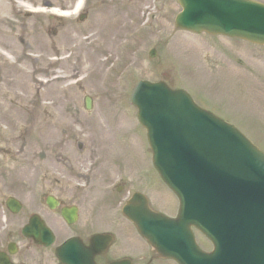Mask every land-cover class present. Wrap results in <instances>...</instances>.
I'll return each mask as SVG.
<instances>
[{
  "label": "rangeland",
  "instance_id": "rangeland-1",
  "mask_svg": "<svg viewBox=\"0 0 264 264\" xmlns=\"http://www.w3.org/2000/svg\"><path fill=\"white\" fill-rule=\"evenodd\" d=\"M75 2L0 0V85L7 92L23 90L18 81L10 83L17 74L7 63L26 71L22 79L18 77L20 84L30 86V79L36 80V88L40 84L39 89L30 90L27 104L9 103L13 109L7 111L8 117L0 107V172L6 177L9 195H16L25 183L40 188L56 183L58 174L65 173L64 162H70L72 195L93 191L105 197L123 174L125 157L116 154L123 149L135 164L122 198L134 191L135 178L136 190L148 196L154 208L174 214L176 197L153 168L146 132L131 102L133 89L143 80H164L172 88L189 91L198 105L237 126L264 151V47L177 31L175 19L181 7L176 0H89L83 23L73 17L50 20L49 11H71ZM28 8L42 12L28 15ZM112 46L123 50L109 53ZM153 50L157 51L154 59L149 58ZM110 54L108 77L82 83L85 63ZM58 79L46 100L39 99L47 83ZM85 96L94 101L90 113L84 109ZM41 103L54 105L42 109ZM105 110L116 122L122 118L129 122L120 139H104L111 122L106 121ZM35 119L52 122L43 141L33 137ZM126 238H119L120 247ZM198 241L203 249H211L202 236L198 235ZM128 244L135 256L150 260L149 247L135 231ZM154 264L176 263L161 260Z\"/></svg>",
  "mask_w": 264,
  "mask_h": 264
},
{
  "label": "water",
  "instance_id": "water-1",
  "mask_svg": "<svg viewBox=\"0 0 264 264\" xmlns=\"http://www.w3.org/2000/svg\"><path fill=\"white\" fill-rule=\"evenodd\" d=\"M177 2L183 9L177 29L264 46V5ZM132 102L147 129L154 166L180 200L173 220L151 211L147 199L136 194L124 214L140 235L160 258L178 264H264V153L234 126L199 108L185 91L163 82L139 83ZM85 109H92L90 98ZM192 227L213 242V253L199 249Z\"/></svg>",
  "mask_w": 264,
  "mask_h": 264
},
{
  "label": "flooded vegetation",
  "instance_id": "flooded-vegetation-1",
  "mask_svg": "<svg viewBox=\"0 0 264 264\" xmlns=\"http://www.w3.org/2000/svg\"><path fill=\"white\" fill-rule=\"evenodd\" d=\"M121 169L123 174L118 177V187L111 193H103L105 197H99L93 191L72 195L71 169L68 167L64 174H58L56 183L43 188L25 183L17 189L16 195L7 193L6 177L0 172V264H62L57 252L69 242L94 254L95 264L131 258L129 247L123 255L115 252L122 221L127 224L122 228L124 237L134 231L120 213L128 198H122V195L130 182L133 165L124 159ZM75 208L78 211L74 218ZM98 236L113 239L102 254H98L103 248V241ZM49 237L52 242L48 241Z\"/></svg>",
  "mask_w": 264,
  "mask_h": 264
},
{
  "label": "bare ground",
  "instance_id": "bare-ground-1",
  "mask_svg": "<svg viewBox=\"0 0 264 264\" xmlns=\"http://www.w3.org/2000/svg\"><path fill=\"white\" fill-rule=\"evenodd\" d=\"M81 10V5H78L76 7V10L70 14H62L63 16H66V17H70L72 15H77L79 13V11ZM52 13H55V14H58L59 11L58 10H55L53 11ZM112 48H109L107 50H109V53H114L116 54L117 51H121L123 50L122 47H114L112 51ZM106 50V51H107ZM105 51V52H106ZM104 53V52H103ZM113 60V55L110 54L109 57H107L106 59H93L91 60L90 62H86L85 65L83 66V74L85 75L83 77V79L81 80L82 83H89L90 82V79L92 77H108V71H106L108 65L111 63V61ZM7 65L9 66V68L13 69L12 71L13 72H16V75L15 78L17 77V80L14 78L13 81H10V83H16V81L19 82V88L20 87H23V90H22V93H18V92H7L6 89L0 85V107L2 109H4L6 111V117H8V112L7 111H12L13 108H10L8 107L10 104L9 103H14V102H19L21 104H27L30 100H31V89H35L36 88V80L33 81L30 79V82L32 85L29 86V83L28 84H25L23 82V84H20V78H21V75L24 73H26V71L23 69V67H18L15 65V63H7ZM115 68V67H114ZM99 69V72H97V70ZM20 76V78H18ZM22 79V78H21ZM64 79V80H63ZM63 81H65V78H62ZM61 80L58 79L56 82H49L47 83V88L46 90L42 93V96L40 95L39 96V99H42V101L44 102L47 98V94H48V91H54L53 87L52 86H55L57 82H60ZM34 82V83H33ZM34 84V86H33ZM37 85L40 86V84L38 83ZM33 86V87H32ZM37 87L36 89H39L40 87ZM35 89V90H36ZM60 92L64 91V88H60ZM34 102L37 103V100H35ZM54 104H50L48 105L47 107L41 103V108L42 109H47V108H51ZM103 113V112H101ZM105 114L106 116V121L107 120H110L111 122H109L108 126H109V130H108V133L106 134L105 133V138L104 139H120V137L122 136V133H123V129L129 127V122L127 121L126 118H122L120 121H117L116 122V117L114 115H112V113L110 111H106L103 113ZM13 116H17L16 114V111H13ZM13 117V120L12 122H15L16 121V118ZM36 121V119H35ZM51 121V120H50ZM49 120H41L40 121H36L37 123L35 124V132H33L35 139H39V140H44V139H47V136H48V131L50 130L51 128V125H52V122H50ZM14 125V124H13ZM13 127V126H12ZM15 127V125H14ZM10 132V131H9ZM34 139V138H33Z\"/></svg>",
  "mask_w": 264,
  "mask_h": 264
}]
</instances>
